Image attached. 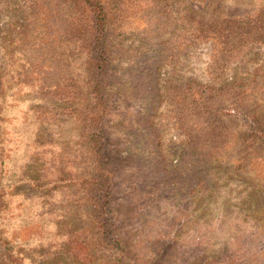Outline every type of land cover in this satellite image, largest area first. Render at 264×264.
<instances>
[{
    "label": "rangeland",
    "instance_id": "obj_1",
    "mask_svg": "<svg viewBox=\"0 0 264 264\" xmlns=\"http://www.w3.org/2000/svg\"><path fill=\"white\" fill-rule=\"evenodd\" d=\"M98 1L102 76L85 0H0V264H264V0Z\"/></svg>",
    "mask_w": 264,
    "mask_h": 264
},
{
    "label": "trees",
    "instance_id": "obj_2",
    "mask_svg": "<svg viewBox=\"0 0 264 264\" xmlns=\"http://www.w3.org/2000/svg\"><path fill=\"white\" fill-rule=\"evenodd\" d=\"M87 5H90V7L94 8V16H93V35H92V44L94 45V49L98 52V55L95 57V65H94V69L95 72H99V75L102 76L105 71L108 68L109 62H110V54H109V50L107 48V40H108V17H107V13L105 11V8L101 5L100 1H95V0H85ZM99 79V82L97 81V85H98V92L103 90V79L100 77H97ZM100 121V120H99ZM95 123L94 127L91 128V131L93 134H98V132H100V122ZM100 140H97L96 142H92V144L95 143V149L93 151H95L97 157H96V162L98 161V164L96 166V169L99 171V175H101V173H104V166L101 162V159L99 157L100 155ZM90 146H91V142H89ZM99 157V159H98ZM98 175V174H97ZM103 178V177H102ZM105 179H103V183L97 180V184L99 186L98 190L100 191V193L102 194V198L105 197L107 190H106V186L104 185ZM97 190V191H98ZM97 196H101L100 194H98ZM98 205H100L101 203V199L97 200ZM103 207V206H102ZM101 208V207H100ZM100 211V210H99ZM96 212V211H95ZM97 214H99L98 212H96Z\"/></svg>",
    "mask_w": 264,
    "mask_h": 264
}]
</instances>
